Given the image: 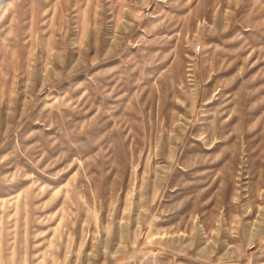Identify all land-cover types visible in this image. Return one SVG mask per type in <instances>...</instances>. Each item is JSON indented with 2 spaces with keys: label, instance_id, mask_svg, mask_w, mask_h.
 <instances>
[{
  "label": "rangeland",
  "instance_id": "obj_1",
  "mask_svg": "<svg viewBox=\"0 0 264 264\" xmlns=\"http://www.w3.org/2000/svg\"><path fill=\"white\" fill-rule=\"evenodd\" d=\"M0 264H264V0H0Z\"/></svg>",
  "mask_w": 264,
  "mask_h": 264
}]
</instances>
